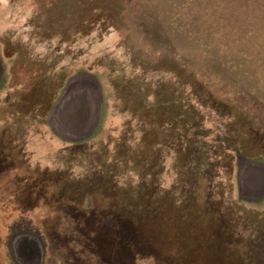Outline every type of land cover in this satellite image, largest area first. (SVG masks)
<instances>
[{
	"label": "rangeland",
	"instance_id": "obj_1",
	"mask_svg": "<svg viewBox=\"0 0 264 264\" xmlns=\"http://www.w3.org/2000/svg\"><path fill=\"white\" fill-rule=\"evenodd\" d=\"M0 264H264V0H0Z\"/></svg>",
	"mask_w": 264,
	"mask_h": 264
},
{
	"label": "water",
	"instance_id": "obj_2",
	"mask_svg": "<svg viewBox=\"0 0 264 264\" xmlns=\"http://www.w3.org/2000/svg\"><path fill=\"white\" fill-rule=\"evenodd\" d=\"M76 83V80L74 82H70L65 93H64V101H63V107L60 111L61 114H64L65 111H71V113L78 114L81 111H84L83 116L87 118V113L89 112V105L87 103V99L89 97V94H87L88 90L81 91L79 85H74ZM74 85V89L70 90L69 87ZM79 88V89H78ZM78 89V90H77ZM69 90V91H68ZM87 91V92H86ZM87 98V99H86ZM82 100V101H80ZM87 105V107H86ZM86 107V109H85ZM88 109V110H87Z\"/></svg>",
	"mask_w": 264,
	"mask_h": 264
},
{
	"label": "bare ground",
	"instance_id": "obj_3",
	"mask_svg": "<svg viewBox=\"0 0 264 264\" xmlns=\"http://www.w3.org/2000/svg\"><path fill=\"white\" fill-rule=\"evenodd\" d=\"M87 81H88V78H87V80H85V81L83 80L82 82H84V85L87 84V88H88V89H87V88H86V89H87V90H90V87H91V86L88 84V83L90 82V80L88 81V83H86ZM70 88H71V89H70ZM69 89H70V90L74 89V85H72L71 87H69ZM68 91H69V90H68ZM81 117H83V116H81ZM77 118H79L78 115H77ZM56 129H57L59 132H61V128H60L59 125H57ZM249 191H250V190H249Z\"/></svg>",
	"mask_w": 264,
	"mask_h": 264
}]
</instances>
